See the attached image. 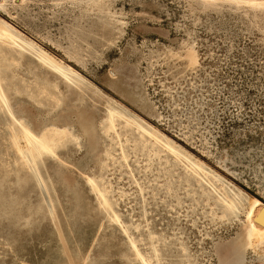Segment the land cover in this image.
<instances>
[{"label":"rangeland","instance_id":"obj_1","mask_svg":"<svg viewBox=\"0 0 264 264\" xmlns=\"http://www.w3.org/2000/svg\"><path fill=\"white\" fill-rule=\"evenodd\" d=\"M21 1L0 0V20L80 81L0 44L14 116L60 158L34 153L41 183L0 110V264H143L133 245L149 264H264L245 214L264 203V0ZM110 106L204 179L130 122L111 128Z\"/></svg>","mask_w":264,"mask_h":264},{"label":"bare ground","instance_id":"obj_2","mask_svg":"<svg viewBox=\"0 0 264 264\" xmlns=\"http://www.w3.org/2000/svg\"><path fill=\"white\" fill-rule=\"evenodd\" d=\"M20 2V1H19ZM21 2H24L22 0ZM0 44H4L7 47H9L11 50L16 51L20 54L23 53H32L38 58V60L41 62L43 66H47L50 69L56 71L60 74L63 78H66L70 81H72L70 76L68 77V73H73L75 76H77V73H75V70L71 69V67H64V63L57 62L54 58L49 57L47 54L41 52L38 48L33 46L31 43L23 40L20 36H18L14 29L8 25L5 22H2L0 20ZM78 77V76H77ZM80 81V80H79ZM79 81H76L77 83ZM75 85L77 83L75 81H72ZM0 110L1 111H7L13 124H9L8 131H9V140L14 145L17 153L22 157L25 162L29 163V156L31 157L33 163L30 165V168H33V171L36 173L37 177L40 179L42 183V179L38 171L36 170V161L34 158V153L36 152L39 156H42L43 154H46L52 158H55L57 160H60L59 156L56 154L54 147L52 146V140L49 136V134H43L41 137L36 136L30 129V127L22 120H18L11 109V106L9 104V100L6 96V92L4 90L3 85L0 83ZM109 115H110V126L113 129H116L115 121L116 118L126 120L130 122L133 126L140 129V131L145 134L147 137H149L151 140H153L156 144H159L160 146L167 149L173 156L179 158L181 161L185 162L186 165L194 171L198 176H200L202 179L203 174L202 168L200 165L192 162L187 157L183 156L181 153H179L174 147L164 143L162 139L158 137V135L150 130L148 127L143 126L140 122L136 121L135 119L128 118L122 111L118 110L116 107L110 106L108 109ZM53 136L60 137L61 135L57 133V131H53ZM61 139V138H59ZM28 155H26V151ZM124 159L127 160L126 155H124ZM85 180L87 182V185L91 188V190L96 193L99 203L105 210L108 212V215H110L111 219L119 224L120 219L114 209L112 208L108 198L106 195L100 190L95 180L91 177H85ZM207 183L214 187V185L207 181ZM216 190V189H215ZM219 202L223 207H225L230 214H235L238 210L235 203L230 201V199L227 198L225 194H222L221 192H218ZM264 210V203L260 201L259 199H253L252 201L248 202V206L246 207V229H247V237L248 240L251 243V246H254L256 248L261 249L264 252V226H262L257 220L256 216ZM135 249L136 256L141 260L143 264H149L143 254L136 248L135 245H133Z\"/></svg>","mask_w":264,"mask_h":264},{"label":"snow or ice","instance_id":"obj_3","mask_svg":"<svg viewBox=\"0 0 264 264\" xmlns=\"http://www.w3.org/2000/svg\"><path fill=\"white\" fill-rule=\"evenodd\" d=\"M256 220H257L262 226H264V210H262V211L256 216Z\"/></svg>","mask_w":264,"mask_h":264}]
</instances>
